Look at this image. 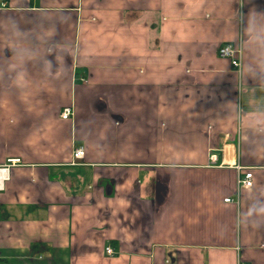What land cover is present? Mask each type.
<instances>
[{
    "label": "crops",
    "instance_id": "1",
    "mask_svg": "<svg viewBox=\"0 0 264 264\" xmlns=\"http://www.w3.org/2000/svg\"><path fill=\"white\" fill-rule=\"evenodd\" d=\"M16 157L0 264H264V0H0Z\"/></svg>",
    "mask_w": 264,
    "mask_h": 264
},
{
    "label": "built area",
    "instance_id": "2",
    "mask_svg": "<svg viewBox=\"0 0 264 264\" xmlns=\"http://www.w3.org/2000/svg\"><path fill=\"white\" fill-rule=\"evenodd\" d=\"M217 53L220 57L226 58L229 60L231 66L234 69H239L240 67V48L238 46H235L229 42L223 43L219 46ZM81 81L86 82L87 79L85 76H81ZM72 114V108L71 106H65L62 108L60 112V116L62 118H69ZM84 154V148L81 145L73 146L72 150V156L73 158H79L83 156ZM217 162V153L216 151H210L209 154V163L215 164ZM20 163V158H7L6 162L4 164L0 165V188L2 187L4 179L8 177L9 174V168L15 164ZM235 167L237 168L239 172L238 176V185L241 188H249L252 185V173L250 171H243L242 166L235 164ZM231 200L229 197L224 198V201ZM105 252L107 254H111L113 252V249L111 246L105 247ZM238 264H252L249 261H239Z\"/></svg>",
    "mask_w": 264,
    "mask_h": 264
}]
</instances>
